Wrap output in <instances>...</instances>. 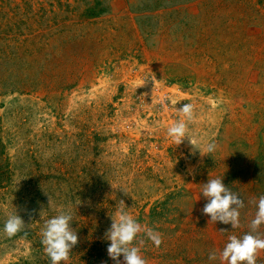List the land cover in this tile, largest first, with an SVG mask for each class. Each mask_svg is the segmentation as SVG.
I'll return each instance as SVG.
<instances>
[{"label":"rangeland","instance_id":"374dc122","mask_svg":"<svg viewBox=\"0 0 264 264\" xmlns=\"http://www.w3.org/2000/svg\"><path fill=\"white\" fill-rule=\"evenodd\" d=\"M184 103L210 155L167 136ZM212 178L243 200L239 227L202 214ZM262 195L264 0H0V264H49L41 230L61 209L79 241L67 264H114L120 200L161 234L137 237L147 264H221L209 253L251 231Z\"/></svg>","mask_w":264,"mask_h":264},{"label":"clouds","instance_id":"9594fccd","mask_svg":"<svg viewBox=\"0 0 264 264\" xmlns=\"http://www.w3.org/2000/svg\"><path fill=\"white\" fill-rule=\"evenodd\" d=\"M165 102L166 98L162 97L161 103ZM177 112L182 114L183 119L175 121L166 129L167 136L174 146L180 145L187 138L193 146L192 150H199L201 156L210 155L218 149V144L214 139L198 142L189 134V125L194 120V105L192 103H184ZM200 193L207 200L202 214L210 217L209 221L230 224L232 228L239 227L240 209L244 207L243 200L222 183V178L208 179L207 183L203 184ZM120 201L121 207L116 210L115 218L111 217L112 223L103 237L110 241L107 255L114 264H121V256H123V264H147L141 255L145 241L137 240V237L140 233H144L154 246L159 247L162 243L161 234L138 223L125 210L124 201ZM256 206L257 212L249 225L251 231L242 237L230 236L226 245L219 252V256L216 251L209 253V261H216L219 258L221 264H256L257 254L264 250V238L253 233H257V229L264 224V195L256 201ZM71 220V213L61 209L59 214L44 224L41 230V243L49 258V264H61V262L67 264L72 248L78 244V236L72 230ZM24 229L25 223L15 211L6 219L3 232L10 238ZM134 241H136L135 244Z\"/></svg>","mask_w":264,"mask_h":264},{"label":"bare ground","instance_id":"6f19581e","mask_svg":"<svg viewBox=\"0 0 264 264\" xmlns=\"http://www.w3.org/2000/svg\"><path fill=\"white\" fill-rule=\"evenodd\" d=\"M154 2V1H153ZM160 68V67H159ZM164 67H162L161 66V68H160V70H165V72L164 73H166V74H169V75H172L173 73H176V71H178L179 69L177 68V69H163ZM163 72V71H162ZM177 73H181L180 72V70H179V72H177ZM57 86V85H56ZM37 95V94H36ZM196 197V196H195Z\"/></svg>","mask_w":264,"mask_h":264}]
</instances>
